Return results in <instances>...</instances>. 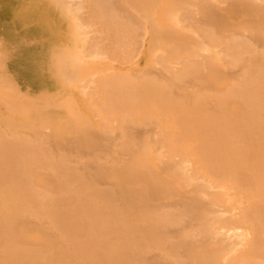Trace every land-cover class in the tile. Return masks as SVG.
<instances>
[{"label": "bare ground", "instance_id": "obj_1", "mask_svg": "<svg viewBox=\"0 0 264 264\" xmlns=\"http://www.w3.org/2000/svg\"><path fill=\"white\" fill-rule=\"evenodd\" d=\"M173 24L178 34L174 32V40L163 39L156 61L180 62L172 71L175 76L171 74L174 84H166L170 78L164 86L172 93L175 87L187 88L186 93H176L177 98L174 94L175 102L169 99L181 106L170 108L163 102L167 98L163 100L165 92L150 78L151 66L144 76L110 73L106 68L105 75L95 71L101 75L85 81L91 80L90 86L107 96L99 104V90H92L94 96L86 91L87 96L84 91L89 88L83 84L86 104H95L92 110L102 106V118L92 111L98 123L103 122L100 129L106 132L99 129L100 135L124 128L118 133L124 140H114L118 131L108 134L121 155L130 158L125 154L123 161H128L121 165L119 154V163L112 165L116 158L107 157L113 152L109 139L111 150L100 149V139L107 135L96 138L102 144L98 142L90 155L77 132L87 137L98 130L86 122L73 124L60 113L72 91L66 79L78 66L77 58L73 69L63 59L84 53L102 63L105 55L129 60L152 32L158 37ZM79 45L81 49L73 52ZM236 69L237 74L230 72ZM197 75L213 80L202 83ZM197 81L213 88L200 87ZM214 82L221 85L213 86ZM191 83L198 85L193 84L197 91ZM187 86L194 94L187 93ZM201 88L206 92L198 91ZM142 89H155L145 93L147 100L153 97L148 101L152 106L160 104L159 115L146 109L150 103L143 105ZM19 100L34 108L47 106L44 128L20 130L12 124ZM119 112L121 121L115 115ZM141 112H148L149 119ZM111 117L118 120L113 126ZM150 119L162 121L155 144L151 140L158 133L153 131L157 135L151 139L140 131V126H152ZM170 126L180 130L174 132ZM165 127L170 131L166 135ZM160 136L165 141L169 137L167 152ZM148 139L160 148L154 149L156 156L154 151L148 155ZM151 161H158L161 171L145 164ZM116 166H124L130 176L122 180L116 174L117 180L110 183L107 177ZM46 176L55 181V189L47 186ZM104 180L105 186L109 182L106 187ZM194 180L197 184L191 185ZM137 211L146 223L134 226L137 217H130ZM28 222L45 229L47 238H32L36 231L25 227ZM22 235L42 244H28ZM49 237H54L53 249L58 251L54 249L53 260L45 263L50 255L44 258L40 246L50 249ZM155 249L163 254L157 253L155 262L163 256L171 264H264V0H0V264H155L149 256Z\"/></svg>", "mask_w": 264, "mask_h": 264}, {"label": "rangeland", "instance_id": "obj_2", "mask_svg": "<svg viewBox=\"0 0 264 264\" xmlns=\"http://www.w3.org/2000/svg\"><path fill=\"white\" fill-rule=\"evenodd\" d=\"M176 25V24H175ZM170 26H174V24L173 25H170ZM169 26V27H170ZM169 28L166 26L165 27V29H162L161 31H160V35H158V37L157 36H155L154 35V32H152L151 33V35L145 40V43H143L142 45H141V47L139 48V47H137L136 48V51L135 52H133L131 55H130V57H129V60L127 59H125V61H124V59L123 60H120L119 58H117L119 61H117V59H116V61H115V58L113 59L112 57H114V56H112V57H110V55L109 56H106L105 55V58L106 59H103V63H102V59H99V58H90L89 56V58L86 56H84V53L82 54L81 53V55H80V53L78 54V55H76V56H74V57H71V59H63V62L65 63V64H69V66L73 69V67L72 66H75L76 65V61H75V59L77 60V62H78V66L72 71L73 72V75H71V78L70 77H68L67 79H66V81L67 82H69L70 83V85L72 86V91L69 93V94H67L66 95V100H68L67 102H66V104L64 105V107H63V110L60 112L61 113V115L62 114H64V116H66V118H67V121L68 120H70V122H72L73 124H80V123H85L86 122V124H89V125H92V127H94L95 128V130L94 131H96V129L98 130V131H96V132H89V133H91V134H89L88 133V136L86 137V136H84L82 133H79V132H77V134L78 135H80V137L79 136H77V137H79V139H81L84 143H85V145H86V148L87 149H89L88 151L87 150H85V151H87L89 154L93 151L92 149L94 148V149H96L97 150V143L101 140V142L103 143H98V144H102L103 146H102V148H100V149H105V148H107L108 149V151L109 150H113V152L112 151H110V156L112 157V155H113V157H115L116 159H115V162L114 163H112V165L114 164H117V163H119V159H117V158H119V157H123V158H121L122 159V161H123V159L125 158V154H124V156H123V154L121 155V151L119 152V149H118V147L117 146H115L116 144H115V142H114V145L112 144V142H111V140L113 139V138H111V137H113L114 136V134L116 133V137H114V140H117V138H118V140H120V137L122 138V136H121V134H118L119 132L121 133L122 131H124V128H121V129H123L122 131H119L117 128V126L115 127V129H117V130H115V131H113L114 129L112 128V130L110 129V131H111V133H110V131L108 130L107 131V137H105V138H103V139H100L99 141H97L96 140V138L97 137H101L103 134H99V133H102L104 130H103V128H101L100 129V127H101V125L103 124V122H102V124L100 123H98V122H101L100 120L98 121V116L96 115V117H95V112H92V111H96V113H97V111L100 113V115L99 116H101V118L103 117V115H102V112H100V109H101V107H100V105H99V107H100V109L99 110H92L90 107H92L93 105H91V104H89V107H88V105L86 104L87 102H89V100L87 101V100H85V97H84V93H82V88H83V84H85L86 86L85 87H87V88H89V90H85V89H83V90H85L84 92L86 93V91H89V93H91V91L93 90L94 92H95V90H96V92L99 90V92H97V95L96 96H98V103L99 104H103V101L105 100V97L107 96V94H103V93H105L104 91H103V93H101V91H100V89L101 88H95L94 87V85H93V87L94 88H92L91 86H92V84H90V83H88V82H91V80H89V81H85L86 80V78H88L89 77V79L92 77V75H93V77H98L97 75L98 74H100V73H96V72H105L106 71V69H108L107 71H117V72H119V71H122V73H123V71L124 72H130V74H131V72H132V74L134 73L135 74V76H139V75H141V76H144V75H142V74H144L143 72H145V71H149V67L151 66V67H153V65L155 66V65H158V66H155V67H153V69L150 67V71L151 72H153L152 74L154 75V76H150V78H152V80L154 81L155 79V86H157V88H160L161 90H160V92L161 91H163V92H165V94H164V96L162 95V97H164L163 98V100H165V98H167V100L166 101H163V102H166V104H167V102L171 105V106H168V107H172L173 105L175 106V107H177V108H179V106H181V105H178V104H176V103H170V100L172 99L173 100V102H175V96H174V94H176V93H180V91L181 90H183L184 92L187 90V88L186 87H184L186 90H184L183 88L179 91V89L177 88V87H175V93H172V92H169V90L170 89H168L167 90V87L166 86H164L165 85V83H166V81L167 80H169L170 78V80H171V82H167L166 84H174L173 83V81H174V79H176V78H174V79H172L173 77L172 76H175V74H174V72H176V69L177 68H180V62H174V63H170L171 61V59H173V60H175V58H171L170 60H167V61H170L169 63H167V61H166V64L164 63V65L162 64V62H160L159 63V61H156V58L157 57H159V55H161L162 54V50H159L160 48H161V46H162V48L164 47V44H165V42H166V40H168L169 38H171L170 40H174V38H175V36H176V34H178L176 31H177V26H176V28H175V26L172 28V29H169ZM169 31V32H168ZM163 32V33H162ZM171 32V33H170ZM174 32H176V34L174 33ZM154 38H156V39H154ZM158 38V39H157ZM173 38V39H172ZM149 39H150V42H149ZM163 39H165V42H164V40ZM155 40V42H153ZM146 41H148L149 42V45H148V42H146ZM151 41H152V43H151ZM147 43V44H146ZM157 43V44H156ZM151 44V45H150ZM156 44V45H155ZM159 44V45H158ZM148 45V46H147ZM154 47H153V46ZM146 46V47H145ZM161 48V49H162ZM81 48H80V45L77 47V46H74L73 47V52H75V53H77V51L78 50H80ZM150 53V54H149ZM79 56V57H78ZM166 56H169V54H167ZM81 57V58H80ZM101 57V56H100ZM153 57L155 58L154 60H153ZM183 57V59H184V56H182ZM101 58H104V56L103 57H101ZM149 58V59H148ZM160 58H161V56H160ZM108 59V60H107ZM110 59V60H109ZM113 59V60H112ZM169 59V58H168ZM88 62H87V61ZM115 61V62H113L112 63V61ZM151 60V61H150ZM181 61L182 60V58L181 57H179V58H177V61ZM86 61V62H85ZM128 61H130L129 62V64H127V62ZM153 61V62H152ZM80 62H82L81 64H80ZM117 62L120 64H118L117 65ZM121 62L122 63H124V64H121ZM125 62H126V64H125ZM157 64H156V63ZM90 64H92V65H90ZM96 64V65H95ZM116 64V65H115ZM170 64V65H169ZM108 65V66H107ZM172 65V66H171ZM176 65V66H175ZM91 66V67H90ZM116 66V67H115ZM161 66V67H160ZM162 66L163 67H165V66H167L168 68L169 67H171V68H169V70H167L166 68L167 67H165V68H162ZM88 67H90V69L88 68ZM158 67V68H157ZM173 67V68H172ZM176 67V68H175ZM106 68V69H105ZM112 68V69H111ZM115 68V69H114ZM77 69V70H76ZM79 69V70H78ZM111 69V70H110ZM158 69V70H157ZM163 69V71H165V72H168V73H170V74H167L166 73V75H165V72H161V70ZM173 69H175L174 70V72H173V74H172V71H173ZM155 70V71H154ZM205 70V69H204ZM96 71V72H95ZM106 71V72H107ZM114 71H113V73H114ZM171 71V72H170ZM237 71H238V69H236L235 71H230L231 73H234V72H236L235 74H237ZM110 72V73H111ZM160 74H159V73ZM204 72V71H203ZM202 72V73H203ZM116 73V72H115ZM162 73V74H161ZM201 73V72H200ZM105 75V73H102V75ZM107 74H108V72H107ZM171 74H172V76H171ZM197 74H199V73H197ZM204 74V73H203ZM90 75H91V77H90ZM101 75V74H100ZM162 75V76H161ZM170 77H169V76ZM177 75V74H176ZM206 75V74H205ZM107 77L109 76V75H106ZM106 76H104V77H106ZM165 76V77H164ZM198 77H199V75H197ZM201 76V75H200ZM202 76H204V75H202ZM201 76V77H202ZM79 77V78H78ZM100 77H103V76H100ZM168 77V78H167ZM196 76H194V78H195ZM201 77H199L200 78V80H201V82H202V80H205V79H207V80H213V79H209L208 77H206V78H201ZM85 78V79H84ZM154 78V79H153ZM159 78V79H158ZM165 78H166V80H165ZM83 79V80H82ZM196 79V78H195ZM82 80V81H81ZM96 80V78H94V81ZM169 80V81H170ZM191 80V79H190ZM198 80V79H197ZM207 80H206V82H207ZM77 81H78V83H77ZM208 81V82H209ZM80 82H82V83H80ZM85 82V83H84ZM199 83V81H197V84L201 87V85H202V83H204V82H202V83ZM213 82V81H212ZM216 82V81H215ZM213 83V86H215L216 84H219V83ZM88 83V84H87ZM91 83H93V82H91ZM81 84V85H80ZM180 84V83H179ZM178 84V85H179ZM188 84H190V83H188ZM192 84V83H191ZM194 85H197V84H195V83H193ZM192 84V85H193ZM206 84H208V83H206ZM91 85V86H90ZM175 85H176V81H175ZM174 85V86H175ZM181 85H183V83L181 84ZM193 85V86H194ZM198 85H197V87H198ZM219 85H221V84H219ZM82 86V87H81ZM103 86H105V85H103ZM174 86H173V88H174ZM177 86V85H176ZM189 86V85H188ZM187 86V87H188ZM202 86H205V85H202ZM81 87V88H80ZM102 87V86H101ZM162 87V88H161ZM172 88V86H170L169 85V88ZM205 87H207L208 89H211V88H213V87H211V85H210V88H209V84L208 85H206ZM105 88V87H104ZM176 88H177V90L179 91H176ZM191 88V90H189V91H187V93L189 92L190 94L192 93V94H194L193 93V90H192V88L193 87H188V89H190ZM78 89V90H77ZM107 89V88H106ZM109 89V88H108ZM194 89H196V91H197V89L198 88H195V86H194ZM206 89V88H205ZM75 90H77L78 92H76ZM91 90V91H90ZM101 90H103V89H101ZM143 90V92H141V90H140V94L143 96V99H144V103H143V105L145 106V105H149V103L150 102H148V101H150L151 100V98H153V97H149L148 99L149 100H147V96L149 95V94H151L155 89H142ZM172 90V89H171ZM170 90V91H171ZM207 90V89H206ZM92 91V92H93ZM145 91H147V93H148V95H146L147 93H145ZM182 91V93L183 94H185L184 92ZM190 91H192V92H190ZM195 91V92H196ZM198 91H201V92H203L204 91V88H201V90H198ZM210 91V90H209ZM94 92L92 93L93 95H91V96H94ZM206 91H204L203 93H205ZM72 93V94H71ZM108 93H109V91H108ZM111 93V92H110ZM103 96H102V95ZM173 94V95H172ZM191 94V95H192ZM86 95L88 96V94L86 93ZM106 95V96H105ZM110 95V94H109ZM108 95V96H109ZM121 95V94H120ZM172 95V96H171ZM81 96V97H80ZM95 96V97H96ZM161 96V95H160ZM177 94H176V98H177ZM120 97V96H119ZM118 97V98H119ZM88 98V97H87ZM122 98V97H121ZM161 98V97H160ZM92 98H90V103H91V101L93 100H91ZM170 99V100H169ZM157 100V99H156ZM156 100H154V101H156ZM158 100H161V99H158ZM158 100H157V102H158ZM20 102H21V104L19 103L18 104V111L16 110V112H15V114H13L11 117V120L12 119H14L13 121H12V124H17V126H18V128L20 129V130H35V129H39L40 127L41 128H44V126H45V124H44V120H45V117H46V108H47V106L46 105H38L36 108H34V104H31L30 106H26V105H23V100H19ZM70 101V102H69ZM87 101V102H86ZM93 102V101H92ZM96 102V101H95ZM94 102V103H95ZM101 102V103H100ZM148 102V103H147ZM161 102V101H160ZM97 103V104H98ZM147 103V104H146ZM153 103V102H152ZM156 102H154L153 104H154V106H152L151 105V103H150V105H149V108L148 107H146V109L148 110V109H151L152 108V113H156V111L158 112V115H159V113L160 112H162V111H160L159 112V108H161V107H158L160 104H158V103H156ZM93 104V103H92ZM157 104H158V106H157ZM155 105H156V107H155ZM60 106V105H59ZM152 106V107H151ZM163 106V105H162ZM167 106V105H166ZM93 107H95L96 108V106H95V104H94V106ZM155 107V108H154ZM158 107V108H157ZM165 107V106H164ZM154 108V109H153ZM167 108V107H166ZM170 108H167V109H170ZM97 109H98V106H97ZM103 109V108H102ZM144 109L145 108H143V113H144ZM157 109V110H156ZM163 109V108H162ZM161 109V110H162ZM147 110H145V111H147ZM155 110V111H154ZM166 110V109H165ZM154 111V112H153ZM167 111V110H166ZM52 112H55V111H52ZM149 112H150V110H149ZM165 112V111H164ZM168 112V111H167ZM167 112H165L164 114H163V116H166V119H167ZM56 113V112H55ZM94 113V114H93ZM120 113H123V112H119L118 114L116 113L115 115H119V116H116V118L118 117L119 119H120V116H121V114ZM142 113V112H141ZM140 114L139 113V115H144V114ZM147 113V115H149L148 114V112H146ZM98 114V113H97ZM104 114V113H103ZM162 114V113H161ZM169 114V113H168ZM115 115H113V116H115ZM147 115H144V116H146V118H148L149 119V117H147ZM172 115V114H171ZM170 115V116H171ZM177 114L175 113V114H173L172 116H176ZM122 116H123V114H122ZM144 116L143 117H141L142 119H141V121L143 120V118H144ZM150 116V115H149ZM156 116H157V114H156ZM161 116V115H160ZM163 116H161V117H163ZM169 116V118L168 119H170L171 117ZM151 117H152V119H154L153 118V115H151ZM159 117V116H158ZM177 117V116H176ZM137 118H139L138 116H137ZM172 118H174V117H172ZM182 118V117H181ZM91 119V120H90ZM111 119H112V117H111ZM122 119V118H121ZM121 119H120V121H121ZM123 119H125V118H123ZM165 119V118H164ZM177 118H175V119H171V121H173V122H175V120H176ZM114 122H113V119L111 120V122H112V126H113V124L116 122L117 123V121H116V119L114 118ZM131 120V119H130ZM151 120V119H150ZM155 120V119H154ZM160 120V122H162L163 121V118H162V121H161V119H159ZM119 121V122H120ZM125 121V120H124ZM123 121V122H124ZM146 121V120H145ZM152 121V120H151ZM170 121V122H171ZM40 122V123H39ZM126 122V121H125ZM128 122V121H127ZM130 122V121H129ZM132 122V121H131ZM144 122V121H143ZM150 121H148V123H149ZM153 123L155 122V121H152ZM160 122H158V123H160ZM164 122L165 121H163L162 123H163V125L165 126V124H166V122H165V124H164ZM168 122H169V120H168ZM8 123H10V121H8ZM115 123V124H116ZM147 123V124H148ZM151 123V122H150ZM149 123V124H150ZM153 123H151V125L152 126H150V125H147L148 127H146L145 125V127H143L144 128V130H143V128H142V126H140L141 128H140V131L141 132H143V131H145V133H147V135L149 136L148 138H155L156 137V135H154V133H153V131H155L156 133H158L159 132V130H161V129H158V128H160V125L162 124H156V122H155V126L153 125ZM96 124V125H95ZM114 124V125H115ZM138 124V123H137ZM140 124V123H139ZM146 124V123H145ZM172 125L174 124V123H171ZM120 125H122V124H119V126ZM125 125V124H124ZM127 125V124H126ZM169 125V124H168ZM167 125V126H168ZM128 126V125H127ZM129 126H131L130 124H129ZM128 126V127H129ZM166 126V127H167ZM103 127V126H102ZM126 127V126H125ZM165 127V130H164V133H163V131H160L161 133H163L164 135H166V134H168V132L170 133V131H168V132H166V128ZM171 127V126H170ZM169 127V128H170ZM131 129H132V127H130ZM130 128H128V129H130ZM134 128V127H133ZM137 128H138V126H137ZM155 128V129H154ZM169 128H168V130H169ZM173 128V126L171 127V129ZM176 128H178V129H176ZM102 131V132H99L100 130ZM136 129V128H135ZM139 129V128H138ZM146 129V130H145ZM151 129V130H150ZM157 129V130H156ZM170 129V130H171ZM175 129L176 130H180V128L179 127H176L175 126ZM175 129H172L174 132L176 131ZM125 130H126V128H125ZM133 130V129H132ZM137 130V129H136ZM163 130V129H162ZM115 132L114 134H113V132ZM139 131V130H138ZM146 131H148V132H146ZM29 132V131H28ZM31 132H33V131H31ZM47 132V131H46ZM99 132V133H98ZM106 131H104L103 133H105ZM108 132L110 133V134H113V136L111 135V136H109V134H108ZM166 132V133H165ZM176 132H178V131H176ZM152 133V134H151ZM160 133V134H161ZM150 134V135H149ZM172 134H174V133H172ZM177 134V133H176ZM105 134L103 135V136H106ZM119 135V136H118ZM128 135H130V134H128ZM162 135V134H161ZM126 136V135H125ZM151 136V137H150ZM153 136V137H152ZM155 136V137H154ZM163 136V135H162ZM162 136H160V139L162 138ZM169 136V135H168ZM95 138V143L93 144V139ZM110 137V138H109ZM129 137V136H128ZM130 137H131V135H130ZM133 137V136H132ZM140 137V136H139ZM145 137V136H144ZM166 137V136H165ZM164 137V138H165ZM102 138V137H101ZM116 138V139H115ZM146 138V137H145ZM169 137H167V139H168ZM172 138V137H171ZM171 138H170V140H171ZM104 139H109V141L111 142V146H112V148L111 147H109L108 148V144L110 143L108 140V142L107 141H105ZM111 139V140H110ZM123 139V138H122ZM121 139V140H122ZM130 139V138H129ZM128 139V140H129ZM137 139V138H136ZM151 139H148V140H146L147 142L149 141V140H151ZM159 139V133H158V135H157V138H155L154 140H151L153 143H154V141L155 140H158ZM163 139V138H162ZM167 139H166V141H167ZM93 140V141H92ZM113 140V141H114ZM124 140V139H123ZM131 140H132V138H131ZM97 141V142H96ZM105 141V142H104ZM159 141V140H158ZM165 140L163 139V144H164V146L165 147H162V148H165L166 149V151L165 152H167V146H168V142L166 143V141L164 142ZM118 142V141H117ZM123 142V141H122ZM122 142H120L121 144H122ZM147 142H145V143H147ZM150 143V141H149V144H150V148H147V149H149L148 151L150 152V150H152V152H150V153H148V155H152L155 151H154V147H153V145L155 144V143H157V142H155L154 144L153 143ZM162 142V141H161ZM57 143H59V145H61L62 146V144H61V142H59V141H57V142H55L54 144L56 145V146H58V148H59V145H57ZM130 143V142H129ZM132 143V142H131ZM165 143H166V145H165ZM49 144V143H48ZM118 144H119V142H118ZM124 144H125V142H124ZM133 144V143H132ZM135 144H136V140H135ZM160 144V143H159ZM159 144H156V145H158L159 146ZM110 145V144H109ZM120 145V144H119ZM127 146L129 145V144H126ZM160 145H162V143L160 144ZM56 146L54 147V148H56ZM61 146H60V148H61ZM96 146V147H95ZM107 146V147H106ZM113 146H115V148L118 150V152H117V150L115 149H113ZM124 146V145H123ZM131 146V145H130ZM133 146V145H132ZM135 146V145H134ZM146 146H147V144H146ZM158 146H156V148H158ZM57 148V149H58ZM63 148V147H62ZM61 148V149H62ZM111 148V149H110ZM106 149V150H107ZM92 150V151H91ZM96 150H95V152L94 153H96ZM106 150H102V151H106ZM156 151H159L160 150V148L159 149H155ZM154 151V152H153ZM98 152V151H97ZM145 152V151H144ZM161 152H164V150H162ZM100 153V152H99ZM106 154H108L109 155V153H107V152H105ZM116 154V155H115ZM121 156H120V155ZM160 154L161 153H158V155L160 156ZM163 154V153H162ZM91 155V154H90ZM127 155V154H126ZM153 155H157V153L155 152ZM129 158H130V154L129 155H127ZM126 156V157H127ZM101 158L103 157V156H100ZM108 158H110V160H114L113 159V157H112V159H111V157H109V156H107ZM127 157V158H128ZM104 159H106L105 157H103ZM107 158V159H108ZM128 158V159H129ZM158 158H160V157H158ZM162 158V157H161ZM126 159V158H125ZM99 161H101V159L99 160ZM102 161H106V160H103L102 159ZM121 161V160H120ZM126 161H128V160H126ZM126 161H123V163L121 164V165H124V164H126L127 162ZM164 161H165V159H164ZM125 162V163H124ZM154 161H151V162H149L148 164H147V162H145V164L146 165H150L151 167H152V169L153 170H156V171H158L160 168H158V161H157V163H156V161H155V163H153ZM101 163H104V162H101ZM154 165H153V164ZM107 165H110V164H107ZM119 165V164H118ZM156 165H157V167H156ZM148 166H146V168L148 167ZM195 166V165H194ZM156 167V168H155ZM159 167H161V166H159ZM111 168H113V167H111ZM111 168H110V170H111ZM115 168V167H114ZM120 167L119 166H116V169L115 170H113V172L111 171V176L112 177H107V176H105V177H107L108 178V180L110 181V183H111V181L112 180H117L116 178H114V177H116L117 175H118V177L120 176V178H122V176H123V178H122V180H126V179H128L129 178V176H130V174L126 171V169H125V167L124 166H122L120 169H119ZM162 169V168H161ZM161 169L159 170V171H161ZM119 171V172H118ZM123 171H125V172H123V174H122V172ZM110 173V172H109ZM108 173V174H109ZM114 173V174H113ZM119 173H121V175L119 174ZM126 173V174H125ZM107 174V175H108ZM117 174V175H116ZM114 175H116V176H114ZM126 175H128V176H126ZM206 176H208V175H206ZM47 177H49V176H46V181L48 182V187L49 188H51V189H55V187H57V185H55V181L54 180H51V177H49L48 179H47ZM106 181H108L107 179H105ZM101 181V183L103 182V184H104V182L106 183V181ZM114 180V181H115ZM53 181H54V183H53ZM108 183L109 182H107V184H106V186L108 185ZM126 183H129V181L128 182H126ZM197 184V181L196 180H194V182L193 183H191V185H196ZM42 185V183H39V186H41ZM102 185V184H101ZM53 186V187H52ZM99 186H100V184H99ZM105 186V184H104V187H106ZM103 186L101 187V188H104ZM100 188V189H101ZM105 189V188H104ZM155 194H157V193H154V195ZM160 194H157V197L159 196ZM156 196V195H155ZM174 199H177V198H173V199H170L171 201H173ZM161 202L163 201V203L165 202L164 200H160ZM160 201H158L159 203H160ZM163 205V204H162ZM143 213L142 212H139V211H137V214H136V212L134 213V215H132V217H130V219H132V218H134L133 220H135L136 219V217H137V219H136V221H133V222H135L136 224L134 225V226H136V225H139V223H140V225L142 224V223H146V221L144 220V219H142V217H140L141 215H142ZM137 215H139V216H137ZM140 219H142L141 221H140ZM131 221V220H130ZM140 221V222H139ZM26 226L25 227H33L34 229H32L33 230V232H35L36 231V233H34V235H32V238H37L38 237V235H44V237L45 238H47V236H48V232L46 233L45 232V229H38L39 228V225H37V227L38 228H36V226L32 223L31 224V222H28V223H26L25 224ZM31 225V226H30ZM31 229V228H30ZM188 229H191L192 230V228L190 227V228H188ZM23 236V240H26V238L24 237V235H22ZM34 236V237H33ZM214 239V238H213ZM25 242H27L28 244H31V245H36V244H38V243H41L40 241H31V240H29V241H25ZM44 243H46L47 244V241H46V239H45V241H44ZM48 243H52L51 244V246H50V249H47V248H45V247H43V245H41L40 247H42V248H44V251L46 252V253H43L42 251V254H45V256H43L44 258H47V254H48V256L50 255V256H52L51 258H50V256H49V259H46L45 260V263H49V262H51L53 259V254H54V249H55V251H58V250H56V248H54L53 249V247H55V245H56V243H55V239H54V237H49V240H48ZM55 243V244H54ZM47 247V246H46ZM49 247V246H48ZM39 249V248H38ZM41 249V248H40ZM39 249V250H40ZM156 251H158L157 249H155ZM152 252L149 256H150V259L152 260V258L154 259H158V256H160V255H163L162 254V252L160 253L159 251L158 252ZM53 252V253H52ZM60 252V251H59ZM56 253V252H55ZM159 255H158V254ZM57 254H58V252H57ZM41 255V254H40ZM54 255H56V254H54ZM158 255V256H157ZM163 257V256H162ZM162 257H160L159 258V261H158V263H156L155 262V259L154 260H152V261H154L155 262V264H159V262H162L163 264H164V262H169L170 260H165V259H167V258H165V259H162ZM41 258H42V255H41ZM146 258H148V256L146 257ZM149 259V258H148ZM151 261V262H152ZM150 262V263H151ZM153 262V263H154ZM170 262H172V261H170ZM169 262V263H170ZM42 263H44L43 261H42ZM165 263V264H166ZM152 264V263H151ZM168 264V263H167ZM171 264V263H170Z\"/></svg>", "mask_w": 264, "mask_h": 264}]
</instances>
